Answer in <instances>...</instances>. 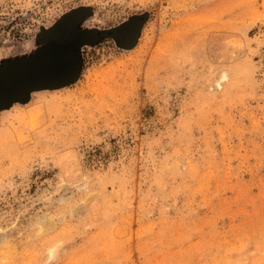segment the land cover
I'll return each instance as SVG.
<instances>
[{
  "label": "rangeland",
  "instance_id": "1",
  "mask_svg": "<svg viewBox=\"0 0 264 264\" xmlns=\"http://www.w3.org/2000/svg\"><path fill=\"white\" fill-rule=\"evenodd\" d=\"M0 264H264V0H0Z\"/></svg>",
  "mask_w": 264,
  "mask_h": 264
}]
</instances>
